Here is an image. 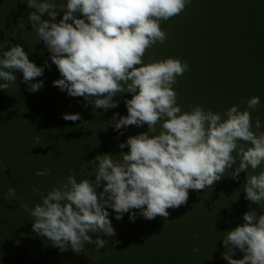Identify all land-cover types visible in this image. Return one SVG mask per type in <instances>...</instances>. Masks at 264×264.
<instances>
[{
  "label": "water",
  "instance_id": "1",
  "mask_svg": "<svg viewBox=\"0 0 264 264\" xmlns=\"http://www.w3.org/2000/svg\"><path fill=\"white\" fill-rule=\"evenodd\" d=\"M0 264H264V0H0Z\"/></svg>",
  "mask_w": 264,
  "mask_h": 264
}]
</instances>
